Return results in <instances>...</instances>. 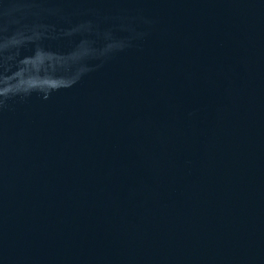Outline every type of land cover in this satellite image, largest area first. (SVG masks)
<instances>
[{
    "label": "water",
    "instance_id": "water-1",
    "mask_svg": "<svg viewBox=\"0 0 264 264\" xmlns=\"http://www.w3.org/2000/svg\"><path fill=\"white\" fill-rule=\"evenodd\" d=\"M0 264H264V0H0Z\"/></svg>",
    "mask_w": 264,
    "mask_h": 264
}]
</instances>
